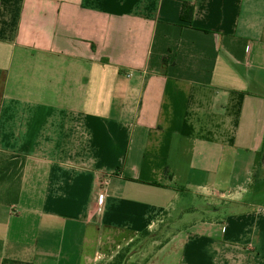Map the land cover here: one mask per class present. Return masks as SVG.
Instances as JSON below:
<instances>
[{
	"label": "crops",
	"instance_id": "obj_1",
	"mask_svg": "<svg viewBox=\"0 0 264 264\" xmlns=\"http://www.w3.org/2000/svg\"><path fill=\"white\" fill-rule=\"evenodd\" d=\"M249 187L264 0H0V264H94L161 227L139 264H264Z\"/></svg>",
	"mask_w": 264,
	"mask_h": 264
},
{
	"label": "rangeland",
	"instance_id": "obj_2",
	"mask_svg": "<svg viewBox=\"0 0 264 264\" xmlns=\"http://www.w3.org/2000/svg\"><path fill=\"white\" fill-rule=\"evenodd\" d=\"M253 191L257 193L255 199H261L264 200V190L262 188H254L249 187ZM197 199V200H196ZM194 205L196 206H206L211 201L208 199H204L203 197H198L192 200ZM221 204V203H220ZM229 202H223L222 206H219V208L226 209L230 207ZM206 214L199 213L196 215V217H203ZM190 217V215H189ZM166 224V223H165ZM179 225H183V223H178ZM168 231L165 228L158 231H153L151 234H140L137 237H133L132 239H126L124 241H117L115 239H111L108 244L104 246V251L100 252L99 259L94 264H139L142 261H144V254H148L151 252V242L156 240L160 242L159 240L165 239L167 236ZM159 239V240H158ZM153 241V242H154ZM106 242V241H105ZM158 247V244H156Z\"/></svg>",
	"mask_w": 264,
	"mask_h": 264
},
{
	"label": "trees",
	"instance_id": "obj_3",
	"mask_svg": "<svg viewBox=\"0 0 264 264\" xmlns=\"http://www.w3.org/2000/svg\"><path fill=\"white\" fill-rule=\"evenodd\" d=\"M192 15H193V8L186 6L185 7V10H184V16H185V18L191 19L192 18ZM259 176H260V173H258V177ZM142 234L147 235L149 233L148 232H144ZM3 264H32V263H26V262H21V261L5 260L3 262ZM117 264H120V263H117Z\"/></svg>",
	"mask_w": 264,
	"mask_h": 264
},
{
	"label": "built area",
	"instance_id": "obj_4",
	"mask_svg": "<svg viewBox=\"0 0 264 264\" xmlns=\"http://www.w3.org/2000/svg\"><path fill=\"white\" fill-rule=\"evenodd\" d=\"M103 200H104V195L103 194L99 195V202H100V204L103 202Z\"/></svg>",
	"mask_w": 264,
	"mask_h": 264
}]
</instances>
